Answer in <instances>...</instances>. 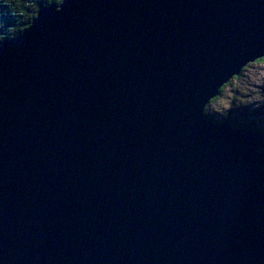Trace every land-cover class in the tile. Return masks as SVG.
<instances>
[{
	"label": "water",
	"instance_id": "obj_1",
	"mask_svg": "<svg viewBox=\"0 0 264 264\" xmlns=\"http://www.w3.org/2000/svg\"><path fill=\"white\" fill-rule=\"evenodd\" d=\"M264 59V0H66L0 46V264H264V134L208 115Z\"/></svg>",
	"mask_w": 264,
	"mask_h": 264
},
{
	"label": "rangeland",
	"instance_id": "obj_2",
	"mask_svg": "<svg viewBox=\"0 0 264 264\" xmlns=\"http://www.w3.org/2000/svg\"><path fill=\"white\" fill-rule=\"evenodd\" d=\"M264 60L250 64L235 77L222 96L208 107L217 120H229L236 127L252 124L264 131Z\"/></svg>",
	"mask_w": 264,
	"mask_h": 264
},
{
	"label": "trees",
	"instance_id": "obj_3",
	"mask_svg": "<svg viewBox=\"0 0 264 264\" xmlns=\"http://www.w3.org/2000/svg\"><path fill=\"white\" fill-rule=\"evenodd\" d=\"M64 1L66 0H0V46L30 27L41 9L51 5L60 6ZM225 89L226 86L222 89L220 96ZM208 115L211 114L208 113ZM244 127L264 134L263 130L256 129L252 124H245Z\"/></svg>",
	"mask_w": 264,
	"mask_h": 264
},
{
	"label": "bare ground",
	"instance_id": "obj_4",
	"mask_svg": "<svg viewBox=\"0 0 264 264\" xmlns=\"http://www.w3.org/2000/svg\"><path fill=\"white\" fill-rule=\"evenodd\" d=\"M264 107V106H263Z\"/></svg>",
	"mask_w": 264,
	"mask_h": 264
}]
</instances>
